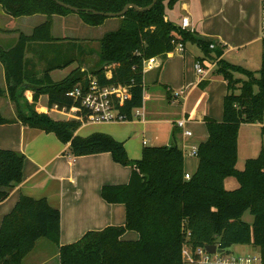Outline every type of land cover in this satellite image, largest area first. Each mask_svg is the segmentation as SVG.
Wrapping results in <instances>:
<instances>
[{
    "label": "trees",
    "instance_id": "obj_1",
    "mask_svg": "<svg viewBox=\"0 0 264 264\" xmlns=\"http://www.w3.org/2000/svg\"><path fill=\"white\" fill-rule=\"evenodd\" d=\"M77 7L75 12L54 0H0L7 14L20 17L42 14L46 20L35 26L29 35L19 34L10 48L0 47V63L5 87L0 84V98L6 97L14 106L15 115L0 111V124L21 122L30 128L51 132L64 144L69 143L72 156L110 152L114 161L129 166L127 183L105 184L100 189L108 203L125 207L123 225H109L100 230H88L78 240L59 244L60 211L45 197L33 198L21 194L0 224V264H21L44 238L58 247L59 264H182L181 245L190 232L194 247L217 243L228 250L233 244H252L259 250L264 264V146L256 157L247 158L244 167H236L238 129L242 124L264 121V52L257 71L245 69L220 58L215 73L226 81L222 100V119L204 116L208 137L197 145V168L189 179L184 178L183 150L169 145L142 148L138 159L128 157L123 142L109 134L93 132L76 135V130L89 116L79 101L68 95L76 85H86L88 54L81 45L53 46L58 40L51 36V17L76 13L90 26H99L108 17L84 9L117 12L126 4L139 7L152 0H60ZM181 0H157L150 9L129 8L118 17L116 29L105 32L99 40L97 61L90 67L100 85L125 86L129 98L117 102V109L127 120L142 106L143 62L173 51L178 43L196 42L204 54L220 57L222 48L209 49L213 42L198 38L194 31L175 25L167 17ZM54 55H48L49 51ZM31 53L33 58H29ZM43 67L36 69L34 60ZM80 61L69 74L54 81L50 73ZM111 72L108 77L106 72ZM239 72L244 76L235 77ZM33 91L32 101L25 96ZM47 95V106L76 110L80 119H55L38 112L35 102ZM264 134V125L260 128ZM25 155L0 148V201L22 182ZM234 177L238 186L227 189L225 179ZM249 211L251 223L242 215ZM134 230L136 240L122 239L124 232ZM217 236V238H216Z\"/></svg>",
    "mask_w": 264,
    "mask_h": 264
},
{
    "label": "crops",
    "instance_id": "obj_2",
    "mask_svg": "<svg viewBox=\"0 0 264 264\" xmlns=\"http://www.w3.org/2000/svg\"><path fill=\"white\" fill-rule=\"evenodd\" d=\"M262 2V0H181L171 11L176 13L175 19L177 22L174 23L175 25L181 26L182 18L186 17L189 24L187 29L191 28V31H194V34L198 38L213 41L211 43L213 47H209V49H223L220 57L215 59L213 53L204 54L202 49L200 54L199 52L194 54V63L200 61L202 65L207 68V75H210L211 73L215 74L214 70L220 58L229 63L248 69L246 66H243L245 64L242 62L228 58L229 53L233 50L248 48L246 55L253 57L255 61L258 59V61L261 62V55L264 52V42L259 38V16ZM171 11L168 12L166 19L168 18L170 20L169 14L171 15ZM24 18L29 17L25 16ZM237 19L242 22L241 25L237 24ZM31 32L29 34H31ZM20 33L29 35L19 32L14 43L7 48L12 47L17 42ZM185 51L186 44L184 43L183 50L174 49V51H170L163 56H155L151 60L152 67L143 70V89L144 81L148 82L147 84L155 85L160 83V78L163 81L178 85L179 88L176 90H184L181 83L164 79V71L162 75H160V69L168 59L171 60L170 62L174 67L179 65L178 63L184 58L181 52ZM27 57L33 58L31 53H28ZM34 63L36 64V69L40 70L42 66L36 58ZM82 69L84 70L85 68L82 67ZM175 69L177 70L178 68ZM0 71L4 78V71L1 63ZM208 82L207 79L202 78L200 80L197 75V86L204 88L207 86ZM164 86L167 91L169 90L167 93L168 100L172 103L179 102V106H181L179 110L180 115L176 120L180 118L186 119L187 126V124L193 120L185 111L184 105L189 91L196 90L195 83L189 88L188 92L185 91L182 97H174L172 95L173 93L170 92L171 87L169 84H164ZM226 90L227 85L225 93ZM148 91H150V89H148ZM32 95L33 91L31 90L25 92V96L29 102L32 101ZM1 98L4 100V104L0 106V111L10 108L12 109L11 111L14 112L13 104L6 97ZM43 99L44 102H42ZM146 100H148V94H144L143 92L142 112H139L136 116H134L135 113H133L134 118L137 117V119L133 118L131 120L126 119L123 121L109 122H83L76 130L75 134L80 136H87L93 132L109 134L117 141L125 144L124 147L127 155L131 157V159H138L141 155L140 146L138 148H133L129 140L131 138L134 140L137 139L140 143L142 139V148L148 145L150 139L153 141L159 140L161 130L160 124L164 122L168 124L167 135H164L163 141L160 140L162 142L150 146H158L159 143L162 145H169L175 142V144L184 151L182 144L184 141L191 140V138L186 137L191 136L192 133L189 136L184 135L182 130L176 127V120L174 118H160L161 114L154 113L153 106L146 103ZM182 100L184 101L181 103ZM35 108L44 113L47 112V114L55 119H62V117L57 118L60 116L58 115L60 112L54 111L47 106L46 94L38 96L35 102ZM204 116L207 115L200 114L197 120L204 122ZM111 123L120 124L123 130L121 129L122 131H119L112 126L103 125ZM247 125L254 126L261 132L260 128L264 125V121L262 123H250ZM148 129L151 130V134L149 138H144ZM84 130L88 132L84 133ZM205 140L190 145L197 146L200 142ZM68 146L69 143H62L54 133L30 128L23 125L21 122L0 124V148L12 149L25 155L22 168V182L12 188L8 196L0 201V224L3 216L13 208L21 194L33 198L45 197L51 206L59 209L60 245L78 240L88 230H100L109 225L120 226L124 224V204H111L104 201L100 195V189L105 184L127 183L130 176V168L114 161L110 152H100L74 157L68 152ZM195 170L192 172L194 173ZM184 172L187 173L185 170ZM121 238L125 240H136L138 238V233L134 230H128L123 233ZM49 249L52 251L50 257L58 258V247L56 245L44 238L37 240L34 248L23 258L21 264H46L50 257H45L43 255L46 254Z\"/></svg>",
    "mask_w": 264,
    "mask_h": 264
},
{
    "label": "rangeland",
    "instance_id": "obj_3",
    "mask_svg": "<svg viewBox=\"0 0 264 264\" xmlns=\"http://www.w3.org/2000/svg\"><path fill=\"white\" fill-rule=\"evenodd\" d=\"M176 7V6H175ZM174 7V8H175ZM173 8V9H174ZM171 10L167 11L170 12ZM172 15V16H171ZM170 20L173 23H176V13L171 11ZM25 16L14 17L6 12H4L0 6V46L3 48H7L14 43L16 40L18 33L23 32L25 34H29L32 29L38 24L42 23L46 20V16L42 14H36L32 16H28L29 18H24ZM120 24V19L118 17H108L104 20V22L99 26H90L85 24L81 18L76 13H70L65 16L54 15L51 19V36L55 39L53 41V46L56 45H71L72 43H76L77 45H81L85 51L88 53L83 59L87 63L86 65H82L86 71L87 76L90 74V67L94 62L97 61V52L99 50V40L101 36L110 30L116 29ZM237 24L241 25L242 22L237 19ZM191 32V28L188 29ZM261 35V8H260V16H259V38ZM58 37V38H56ZM186 51L181 52V55L184 56L183 60H181L176 67L171 64V60H166V62L162 65L160 69V75L164 71L163 77L166 80H173L175 82L181 83L184 88V91L188 92L189 88L195 83L196 90L189 91L188 97L185 100L184 109L187 114L192 118V122L188 123L186 128H188L192 135L186 138H191L190 141L183 142L184 149V161L183 166H185L184 170L192 174L196 168L197 159L195 155L189 154V150L191 145L199 142L201 140H205L207 137V128L205 122L201 120H197L200 114L207 115L213 117L215 120L220 121L222 118V98L225 93L226 83L221 78V75L215 73L210 75H205L203 79H207L209 82L206 87L197 86V74L194 70V54L196 52L201 53V48L198 46L196 42H192L187 40ZM248 48L233 50L229 53L228 58L232 60H236L242 62L243 66H246L249 70H257L260 68V61H255L253 57H249L246 55V51ZM174 51V50H173ZM54 51H49L48 55H54ZM175 61V60H173ZM78 59L74 61L72 64L51 71V76L54 81H59L66 77L69 72L75 68L78 63ZM176 63V62H174ZM238 64V63H237ZM241 64V63H239ZM43 67V65L41 64ZM175 68H178L177 70ZM83 70V69H81ZM159 75V77H160ZM236 76L244 77L239 72H236ZM160 83L157 84H147L148 82L144 81V94H148V100L146 103H149L150 106H153L154 113L161 114L160 118H174L175 120L179 117V102L172 103L167 98L168 91L165 89L164 84L171 87L170 92L173 93L178 85H174L172 82L163 81L160 79ZM0 84L2 87H5V80L0 71ZM169 87V88H170ZM168 88V89H169ZM150 89V91H148ZM45 96V95H43ZM184 100L181 101V103ZM44 102V99L42 100ZM4 104V100L0 98V106ZM5 109V107H4ZM14 109V106H13ZM12 109L7 108V110L1 111L5 116H13L14 112ZM138 112H142V107L135 109ZM135 110L133 113H135ZM39 112H43L41 110H37ZM55 111V110H54ZM47 113V112H46ZM49 113V112H48ZM57 118L62 117L67 119L66 115L59 113ZM57 116V115H56ZM134 118V116H133ZM134 119H137L135 117ZM104 126H112L119 131L123 130V127L118 123L111 124H103ZM167 123L160 124V138L157 141H153L150 139L148 145L156 144L158 142H162L164 139V135H167ZM122 129V130H121ZM88 132L84 130V133ZM151 130L148 129V132L144 135V138H149ZM185 138V137H184ZM162 140V141H160ZM131 144L133 148H138L140 146V154L142 152V139L140 143L137 139L131 138ZM238 157L236 162V167L238 169H242L244 167V162L246 158L256 157L260 148L264 146V134L259 132V129L254 126H248L247 124H242L238 129ZM125 145V144H124ZM162 145V144H158ZM141 156V155H140ZM75 157V156H74ZM129 157V156H128ZM131 158V157H129ZM129 167V166H127ZM192 172V173H191ZM225 181V187L227 189H232L238 186V183L234 177H228ZM243 221L251 223L253 220L252 215L249 211H246L241 218ZM51 243V242H50ZM231 255H255L258 253V248L252 244H233L227 250ZM52 255L51 249L47 250L46 254L43 256L50 257ZM46 264H59V260L57 257H50Z\"/></svg>",
    "mask_w": 264,
    "mask_h": 264
},
{
    "label": "built area",
    "instance_id": "obj_4",
    "mask_svg": "<svg viewBox=\"0 0 264 264\" xmlns=\"http://www.w3.org/2000/svg\"><path fill=\"white\" fill-rule=\"evenodd\" d=\"M261 5V35L260 39L264 42V0ZM187 18H182L181 27L188 28ZM213 47V44L210 45ZM175 49L183 50V44L178 43ZM154 57L144 60L143 70L151 68V60ZM194 70L201 80L208 74L207 68H205L200 61L194 63ZM110 72L109 70L106 74ZM86 85H76L68 92V95L73 99L79 101L81 107L89 111V116L85 122H109V121H123L126 120L124 114H122L116 107L117 102L123 103L129 98V93L125 86L119 85H100L95 76L88 75ZM185 93L183 89H178L173 92L174 97H179ZM50 109L58 111L67 119H80L77 116L74 108L66 109L60 108L57 105H53ZM139 112L135 110L134 116ZM176 127L180 128L184 135H191V131L186 128V119L180 118L175 121ZM145 143V141H144ZM184 154V151H183ZM189 154L197 157V146L190 147ZM189 173H184V178H190ZM190 232L186 231V238L181 245V262L182 264H263L259 252L255 255H231L228 251L209 253L205 246L194 247L188 241ZM217 248H220L217 243Z\"/></svg>",
    "mask_w": 264,
    "mask_h": 264
},
{
    "label": "water",
    "instance_id": "obj_5",
    "mask_svg": "<svg viewBox=\"0 0 264 264\" xmlns=\"http://www.w3.org/2000/svg\"><path fill=\"white\" fill-rule=\"evenodd\" d=\"M56 3H58L59 5H61V6H63V7H65V8H68V9H70V10H72V11H75V12H77V11H79V9L77 8V7H74V6H72V5H69V4H67V3H64V2H62V1H60V0H54ZM157 0H152V2L149 4V5H147V6H145V7H139V6H137L136 4H133V3H129V4H126L120 11H117V12H100V11H95V10H92V9H84L85 11H91V12H93V13H95V14H100V15H104V16H106V17H121V16H123L125 13H126V11L129 9V8H133V9H135V10H137V11H143V10H147V9H150L152 6H153V4H155V2H156ZM107 76L108 77H110L111 76V72H108L107 73ZM216 238H217V236H216ZM205 249L209 252V253H214V252H222L223 251V249H221V248H217L216 247V244H214V243H212V244H208V245H205Z\"/></svg>",
    "mask_w": 264,
    "mask_h": 264
}]
</instances>
